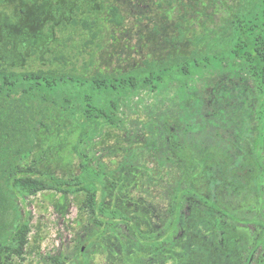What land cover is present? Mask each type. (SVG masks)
<instances>
[{
  "label": "trees",
  "instance_id": "trees-1",
  "mask_svg": "<svg viewBox=\"0 0 264 264\" xmlns=\"http://www.w3.org/2000/svg\"><path fill=\"white\" fill-rule=\"evenodd\" d=\"M116 21L120 24L119 17ZM79 24L94 36L87 22H73ZM203 41L197 39L196 43ZM207 46L204 54L194 52L161 63L146 60L126 73L78 74L67 68L64 58L55 66L33 71H15L0 63V264L25 261L32 225L23 208L30 198L46 192L55 199V210L62 216L69 201L76 205L81 216L78 232L85 237L75 243L76 256L64 257L56 264H93L88 250L97 252L95 248L116 244L124 252V264H143L145 257L179 264L181 240L193 239L205 226L197 206L230 216L237 223L253 221L258 225L259 220L235 218L233 210L213 202L203 191L206 187L211 194L218 182L214 173L223 170L226 179H238L233 168L248 162L257 166L247 177V185L253 184L258 194L257 212L264 220V0H242L232 13L230 33ZM225 72L232 76L245 72L254 84L258 125L254 142L248 143L252 151L242 149L228 169L209 163L212 154L207 149L197 156L186 155L184 164L165 156L170 164H176L174 181L168 184L167 218L161 233L148 230L145 213L130 209L122 199L128 175L121 171L132 166V159L111 169L100 160L95 146L103 141L106 129H126L127 114L141 109L149 116L157 115L159 121L168 115L175 117L179 131L186 136L183 149H190L188 145L205 147L195 133L215 128L219 122L226 128L232 125L225 115L221 120L205 116L196 84L206 76ZM145 98L153 101L146 105ZM165 103L168 106L161 109ZM153 132L159 133V128ZM245 137L243 134L241 139ZM151 146L162 149L155 141ZM226 188L235 199L242 191V186L229 181ZM185 203L189 204L188 216L183 211ZM242 205L239 203L238 209ZM261 239L255 241L247 261Z\"/></svg>",
  "mask_w": 264,
  "mask_h": 264
},
{
  "label": "rangeland",
  "instance_id": "rangeland-1",
  "mask_svg": "<svg viewBox=\"0 0 264 264\" xmlns=\"http://www.w3.org/2000/svg\"><path fill=\"white\" fill-rule=\"evenodd\" d=\"M2 1L0 63L15 71H33L55 66L64 58L67 68L91 75L96 72L126 73L141 67L146 60L161 63L169 58L189 57L194 52L204 54L210 42L230 33L232 13L242 0ZM118 17L120 24L116 21ZM74 21L87 22L94 36L81 24L73 25ZM201 38L204 41L197 44L196 40ZM196 85L205 116L221 120L225 115L232 125L226 128L219 122L215 128L207 127L206 131L195 133V138H201L205 147L188 145L190 149H183L186 136L179 131L175 117L168 115L165 121H159L157 115L149 116L141 109L136 114H127L126 129H106L103 141L98 139L99 144L95 146L100 150V160L111 169L132 159V166L121 171L128 175L122 199L130 209L144 212L145 227L158 233L163 231L167 218L168 184L175 178L173 168L176 164H170L172 161L165 156L177 164H184L186 155L197 156L202 153L200 150L207 149L212 154L209 163L228 169L242 149L252 151L248 143L252 144L257 134L256 91L248 74L218 73L206 76ZM152 101L145 98L144 103L149 105ZM167 106L165 103L161 109ZM154 128H159L160 132L156 134ZM243 134L246 137L242 140ZM217 140L222 143L218 144ZM153 141L162 149H153ZM233 169L238 179H226L223 170L214 173L218 182L211 194L205 187L204 194L208 193L209 199L227 210H233L231 214L235 218L255 219L259 224L253 221L237 223L230 216L194 206L205 226L193 239L181 240L179 264H264V220L257 212L258 194L253 184L247 185L250 182L247 177L253 175L257 166L248 162ZM226 181L242 186L236 199L231 196V189L226 188ZM261 189L264 193V181ZM54 201L46 192L30 198L24 206V212H29L31 217L32 232L22 264H56L57 260L77 255L75 243L85 238L78 232L81 216L72 201L67 204L66 215L58 214ZM239 203H243L241 209H238ZM188 205L183 204L186 216ZM260 237H263L261 244L256 245L247 261L248 252ZM93 249L88 250L93 264H124L125 255L119 244L95 248L97 252ZM142 263L175 264L147 257Z\"/></svg>",
  "mask_w": 264,
  "mask_h": 264
},
{
  "label": "flooded vegetation",
  "instance_id": "flooded-vegetation-1",
  "mask_svg": "<svg viewBox=\"0 0 264 264\" xmlns=\"http://www.w3.org/2000/svg\"><path fill=\"white\" fill-rule=\"evenodd\" d=\"M3 1L2 0H0V3H2Z\"/></svg>",
  "mask_w": 264,
  "mask_h": 264
}]
</instances>
